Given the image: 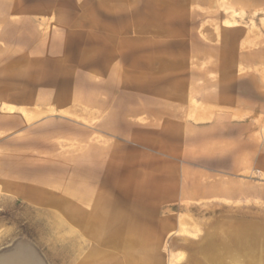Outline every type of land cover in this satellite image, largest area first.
<instances>
[{"label": "rangeland", "instance_id": "374dc122", "mask_svg": "<svg viewBox=\"0 0 264 264\" xmlns=\"http://www.w3.org/2000/svg\"><path fill=\"white\" fill-rule=\"evenodd\" d=\"M8 4L14 11L4 8ZM224 4L0 0V35L20 25L17 33L27 39L24 69L34 63L39 83L50 78L44 97L56 99L55 111L46 113L55 119V138L45 151L26 145L23 154L13 153L19 147L12 145L0 157L19 165L23 155L33 162L35 153L54 156L50 167L64 159L47 172V184L32 185L35 165L24 160V184L0 185V264H84L82 257L105 251L106 238L118 229L126 232L120 239L135 240L129 253L136 264H191L195 246L188 247L208 222L234 219L264 228L262 203L224 195L174 200L177 187L158 182L171 156L159 150L161 128L170 124L159 120L161 104L180 99L191 117L205 113L202 102L218 91L240 97L256 92V84L264 89V13ZM30 77L24 73V89L33 86ZM146 109L152 116L143 117ZM254 119L264 130V117ZM113 166L141 171L149 180H118ZM113 255L101 264L125 257Z\"/></svg>", "mask_w": 264, "mask_h": 264}, {"label": "crops", "instance_id": "0c3cea01", "mask_svg": "<svg viewBox=\"0 0 264 264\" xmlns=\"http://www.w3.org/2000/svg\"><path fill=\"white\" fill-rule=\"evenodd\" d=\"M14 29L15 33L13 30V33L0 35V43H3L0 45V154L11 153L7 150L12 145L19 147L13 153L23 154V147L26 145L35 146L38 148L36 152L40 153V148L45 151L50 145L49 139L55 138V119L46 113L55 111L56 99L44 97V87L51 79L43 77L41 80L44 83H39L40 73L33 68L34 63L27 70L24 69V35L22 32L17 33L22 30L20 25ZM42 40L51 41L50 38ZM36 49L40 50V46ZM26 72L33 74V77L29 78L33 86L24 89ZM24 91L28 94L26 100L22 98ZM47 95H50L49 90ZM208 100L201 104L206 109L205 113L194 115L190 112L194 120L204 117L203 123H194V120L190 119L188 108L184 107L183 101L178 103L180 99H176L175 104L169 101L161 104L159 120L170 124L161 128L162 142L159 150L171 156H167L169 161L161 168L165 170V174L161 176L162 172L159 171V184L177 187L174 200L183 196H190V199L195 200L224 195L229 201H255L264 204V130L254 119L264 117L263 86L256 84V92H249L240 97H236L232 92L218 91L215 98ZM193 101L191 105L187 102V106L194 107L197 102ZM128 111L130 113V110ZM133 112L134 116L141 115L135 110ZM142 115L152 116L147 109ZM34 117L35 120L29 123L28 120ZM130 119L128 117L126 121ZM9 160L11 159L0 157V185H23L26 170L23 163L11 165L8 164ZM48 168L53 167L42 164L31 166L30 169L37 173L32 174V185L47 184L43 180L47 179ZM113 171L118 180H149L150 177L142 175L141 171H132L129 167L113 166ZM204 178L206 181H203ZM121 184L130 185L136 182L122 181ZM138 184L150 183L142 181ZM126 241L131 243L132 248L135 242L128 239ZM105 247L103 252L83 256L84 264H101L116 259L113 253L117 251L106 245ZM94 255H98V258L92 259ZM135 262L133 256L129 255L117 264H136Z\"/></svg>", "mask_w": 264, "mask_h": 264}, {"label": "bare ground", "instance_id": "6f19581e", "mask_svg": "<svg viewBox=\"0 0 264 264\" xmlns=\"http://www.w3.org/2000/svg\"><path fill=\"white\" fill-rule=\"evenodd\" d=\"M219 1L220 2L222 1V4L225 3L224 5H228L229 8L231 7L232 9L233 8L239 9L237 11L240 12H244V10H249L251 13H256V12L264 13V0H219ZM10 3H12V1ZM9 4L7 6L3 5L4 8L5 9L12 8L13 9L12 11H14V6H9ZM232 13L235 15L237 12L233 10ZM26 40L27 39L23 38V42H26ZM22 98H25L24 94ZM52 157H48V156L42 157L39 156V154L35 153L36 163L33 162L34 158L32 156L25 157L24 155L20 157V159L22 160L20 162L23 163V161L25 160L30 164H34V165L42 164L49 166V164H51L49 163V160H52L53 159ZM14 159H16V157H14ZM53 161H54L53 166L55 167L56 165L63 166L62 162L64 163V159L55 158ZM67 163H68V159H67ZM55 167H53V170L55 169ZM48 169L50 170V168ZM76 172L77 171H75V173ZM111 172L114 173L113 170H111ZM203 230H204L203 233L200 234L201 238L197 242H191V245H189L190 247H188L192 249L195 246V248H193L195 250H193L192 253L195 256L194 258L196 259H194V261L190 259L192 261L191 264H202V263L203 264H264V228L256 227L255 224H253L252 222L245 223L234 219H232L231 221H228L226 219H220L219 221L213 220L211 222H208ZM116 232H119L117 236L108 237V239L106 238V242L104 244L109 248H111L112 250H116L117 252H120L121 254L125 255L127 259L130 255L128 253L130 252L131 249V243L126 241L127 239L126 236L121 237L120 239L121 235L123 236L126 234L125 231H123L122 229H118V231ZM133 241L135 242V240ZM91 258L92 259L98 258V255L97 256L94 255Z\"/></svg>", "mask_w": 264, "mask_h": 264}]
</instances>
